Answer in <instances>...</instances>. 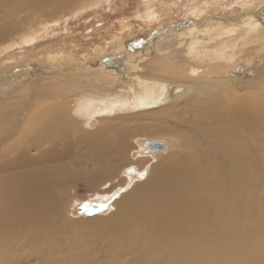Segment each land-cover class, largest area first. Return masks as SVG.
Returning a JSON list of instances; mask_svg holds the SVG:
<instances>
[{
    "label": "bare ground",
    "instance_id": "bare-ground-1",
    "mask_svg": "<svg viewBox=\"0 0 264 264\" xmlns=\"http://www.w3.org/2000/svg\"><path fill=\"white\" fill-rule=\"evenodd\" d=\"M74 1L0 0V61ZM165 3L148 0L139 16L166 22ZM209 5L219 0L186 4L192 26L181 22L172 37L133 51L110 44L80 66L62 68L69 53L27 52L22 68L61 67L0 92V264H264V93L225 101L190 91L203 68L249 60L247 44L264 52V5L240 13L238 26L225 10L206 15ZM47 7L49 19L21 22ZM88 199L92 212L71 218ZM82 220L88 229L75 231Z\"/></svg>",
    "mask_w": 264,
    "mask_h": 264
},
{
    "label": "rangeland",
    "instance_id": "rangeland-1",
    "mask_svg": "<svg viewBox=\"0 0 264 264\" xmlns=\"http://www.w3.org/2000/svg\"><path fill=\"white\" fill-rule=\"evenodd\" d=\"M80 1L81 0H76L74 1L75 3L68 7H71L72 11L70 9H64L65 14H63L62 17L57 15L59 16V19L56 18V20L52 23H48L46 29H42L31 42H26L25 44L23 43L21 48H18V46L14 47L12 52H15V57L13 56L12 58L3 59L0 61V72L6 73V76L3 75L4 77H7L8 73L12 72V76L10 74L6 83H0V92L8 89L9 86H16L20 84V81L25 82L28 80L31 74L35 75L33 78L38 76V71L46 72L53 70L54 68L61 67L60 65L56 67L51 63V61H47L46 59H39L38 62L35 60L31 62V67L29 66L27 68H22L21 60L25 58L27 52L29 51H44L42 53L43 56H45L47 52H59L60 55L62 54L63 57H66V55L69 53L70 56L68 58L66 57L65 60L61 59L62 62H64V64L61 63L63 64L62 68L65 66L67 67L68 65L71 66L73 64L80 66L87 60V58L83 60V56L90 58L91 56L97 57L102 54L103 50L108 52L111 51L113 49L110 47L112 44H114L115 47L116 45L119 47L124 46L125 48L133 51L136 49L138 43H154L155 39L161 37V33H165V36L171 35L172 37V34L176 33L177 25H181V22L186 24L187 29L192 26L187 25L188 21L184 20L185 17H183L185 5L190 4L191 0H166L164 5L170 7V12L169 14H162L161 17L163 20L165 19L164 21L166 22L161 20L160 22L153 21L151 23L148 22L143 16H139L141 13L144 14L148 0H102L92 8H87L73 14H68L69 12H73V7L79 5ZM151 1H154L159 5L158 8H161L160 3L163 2V0ZM216 1L217 0H204L205 3H215ZM259 5H264V0H219V5L217 7L215 6L212 8V6L209 5L207 9H204H206V15L212 16L220 14L225 10V12H227L226 14L235 17V22L232 23L238 26L243 23L241 22L242 19L239 14L242 12H254L256 8L259 7ZM50 8L53 7L50 6ZM50 8L47 7L35 11L25 19L22 15L21 22H27L24 25L29 27V22H31L32 26L39 23V20H47L50 18L47 16V13L52 10ZM92 10H97L96 13L101 19L97 15L95 16V14L92 13ZM170 16L172 17L171 19H169ZM169 20L171 22H167ZM203 20H205L204 15L202 18L196 20V22L198 25H203ZM189 21L191 22V20ZM244 22L247 21L244 20ZM218 23L224 24V22ZM27 27L23 26V28H21L24 29ZM157 31H159L160 34L157 33ZM180 38L184 39L187 37L181 36L178 37L177 40L180 41ZM257 45L258 44H255V42L246 45L247 48H250L247 52H252V56H250V59L247 61H245L246 56L241 55L243 53H239V55L234 59L235 61L233 60L234 62L219 61V64L213 66L210 65L207 67V69L203 68L206 73H201V77H205V81L195 84V87H193L190 91H205L209 94L218 95L225 101H230L232 99L244 100L245 98H249L247 96L262 95L264 93V60L261 63L259 55L263 54L264 52L262 51V48L258 49ZM254 46L257 48H252ZM262 46H264V41ZM44 48L46 50H44ZM3 55L4 54H2V56ZM2 56H0V58H3ZM41 62L44 63L42 64ZM210 71L216 72V79H214L215 77L213 73H210ZM222 72H225V76L222 75ZM210 76L214 78L211 79ZM205 94L206 93H204V95ZM1 95L4 94L2 93ZM132 131L133 133L130 132V135H133L134 132L135 134L140 135L149 134V131ZM261 174L263 175L262 171ZM261 187L262 188H259V191L263 190L264 195V184H261ZM259 191L258 193L261 192ZM80 193L82 194L83 190H81ZM118 194L119 193L116 192L115 198L118 196ZM82 202L83 201H79L74 203V205L72 203V211H75L73 212L74 214L71 216V218L75 219V217L92 212L95 200L88 199L83 203ZM86 223V220L78 221V224L74 227V230L80 231L88 229L87 226H85ZM104 261L105 259L103 256H100L97 259V263H103Z\"/></svg>",
    "mask_w": 264,
    "mask_h": 264
},
{
    "label": "water",
    "instance_id": "water-1",
    "mask_svg": "<svg viewBox=\"0 0 264 264\" xmlns=\"http://www.w3.org/2000/svg\"><path fill=\"white\" fill-rule=\"evenodd\" d=\"M145 146L148 149H150L151 151H154V150L162 149L164 147V144L162 142L146 141L145 142ZM126 171L129 172V173L135 172V170L133 168H128ZM140 174L142 175L143 172L140 173Z\"/></svg>",
    "mask_w": 264,
    "mask_h": 264
}]
</instances>
